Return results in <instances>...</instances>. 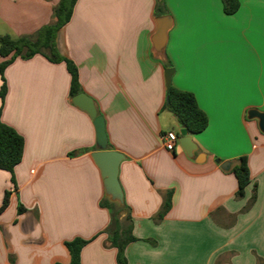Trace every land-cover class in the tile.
<instances>
[{
	"label": "crops",
	"instance_id": "0c3cea01",
	"mask_svg": "<svg viewBox=\"0 0 264 264\" xmlns=\"http://www.w3.org/2000/svg\"><path fill=\"white\" fill-rule=\"evenodd\" d=\"M58 1L0 0V35L35 34ZM163 1L173 19L165 62L151 51L156 0H76L54 37L103 117L108 149L124 156L118 181L137 238L124 249L127 264H264V133L247 118L249 109L264 111V0H237L232 14L222 0ZM165 63L174 68L170 84L192 93L207 116L191 135L193 158L160 139L180 129L164 106ZM3 76L0 120L24 144L14 183L0 169V206L8 192L0 264H68L64 243L75 238L87 240L80 264H117L91 157L95 129L71 102L65 64L35 54L14 59ZM243 156L251 181L238 197L235 176L215 159L232 167ZM167 191L170 208L157 220Z\"/></svg>",
	"mask_w": 264,
	"mask_h": 264
},
{
	"label": "trees",
	"instance_id": "16d2710c",
	"mask_svg": "<svg viewBox=\"0 0 264 264\" xmlns=\"http://www.w3.org/2000/svg\"><path fill=\"white\" fill-rule=\"evenodd\" d=\"M76 0H59L53 7V20L43 26L33 35H23L11 37L7 34L0 35V57L4 60L0 62V100L6 93V82L3 76L6 66L16 58L28 59L35 54L44 56L50 62H63L70 76L69 96L81 93L78 71L75 64L67 58L60 56L54 45V37L56 32L70 18L73 6ZM223 11L226 14H232L238 8L237 0H222ZM167 10L164 1H156L157 16L163 15ZM169 67V63H165ZM165 108L169 110L176 118L179 126L184 127L187 134L195 135L202 132L208 123L207 116L198 107L195 97L192 93L179 90L171 84L166 88ZM23 137L17 133L12 127L6 125L0 120V169L5 170L11 175V182L14 183L13 169L20 162L23 153ZM237 181L236 196L242 197L245 193L246 186L250 183L249 170L246 157H240L236 163L230 168ZM8 202V192L3 197L0 211L4 209ZM109 210L110 221L104 232L108 237V244L116 248V263L127 264L124 256L125 247L135 240L136 237L132 234V224L129 217V208L125 203L118 206L115 203L109 202L103 198L101 203ZM171 205V191H167L156 219L160 220L169 210ZM24 208L19 205L18 211L22 212ZM124 214V217H121ZM87 243V240L75 238L64 243L70 261L68 264H80L81 248ZM59 264V263H55Z\"/></svg>",
	"mask_w": 264,
	"mask_h": 264
},
{
	"label": "water",
	"instance_id": "95a60500",
	"mask_svg": "<svg viewBox=\"0 0 264 264\" xmlns=\"http://www.w3.org/2000/svg\"><path fill=\"white\" fill-rule=\"evenodd\" d=\"M156 1L162 2L163 0ZM155 25V31L151 35V51L155 58L165 62V47L168 39V32L173 25V19L169 14L160 15L156 17ZM173 73V67H166L164 69L166 88H168L171 83ZM71 102L77 108L85 111L93 122L96 136V150L91 153V157L101 173L104 197L109 202L122 206L124 200L123 191L118 181V170L119 164L124 159V156L118 151L108 149L104 120L98 113L93 99L81 92L71 97ZM247 118L256 119L260 132L264 133V111L249 109L247 111ZM177 135L176 143L178 146L184 151L188 158H193L197 146L193 142L191 135L187 134L182 126ZM215 163L220 164V168L223 170H229L231 168V163L229 161L220 162L219 159H215Z\"/></svg>",
	"mask_w": 264,
	"mask_h": 264
},
{
	"label": "built area",
	"instance_id": "2783aa9c",
	"mask_svg": "<svg viewBox=\"0 0 264 264\" xmlns=\"http://www.w3.org/2000/svg\"><path fill=\"white\" fill-rule=\"evenodd\" d=\"M178 135L173 131H167L160 135L161 142L164 148L168 151H172L177 144Z\"/></svg>",
	"mask_w": 264,
	"mask_h": 264
}]
</instances>
